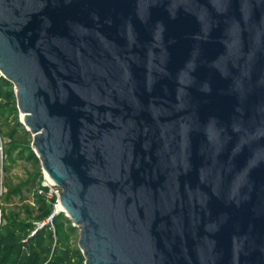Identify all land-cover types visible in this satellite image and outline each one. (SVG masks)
I'll return each instance as SVG.
<instances>
[{
	"label": "water",
	"instance_id": "1",
	"mask_svg": "<svg viewBox=\"0 0 264 264\" xmlns=\"http://www.w3.org/2000/svg\"><path fill=\"white\" fill-rule=\"evenodd\" d=\"M0 71L85 264H264V0H0Z\"/></svg>",
	"mask_w": 264,
	"mask_h": 264
},
{
	"label": "trees",
	"instance_id": "2",
	"mask_svg": "<svg viewBox=\"0 0 264 264\" xmlns=\"http://www.w3.org/2000/svg\"><path fill=\"white\" fill-rule=\"evenodd\" d=\"M19 116L14 86L0 76V136L5 139L10 135L9 142H5L6 151L20 148L21 155L26 154V158L39 168L38 177L22 185L21 199H33L40 210L34 217L39 224L11 220L0 227V264H84L75 260L82 257L78 242L72 240L78 228L64 212L55 213L58 197L50 186L42 183L44 175L32 147V133ZM15 192H9L7 201L14 202ZM51 216L52 223L48 221Z\"/></svg>",
	"mask_w": 264,
	"mask_h": 264
},
{
	"label": "rangeland",
	"instance_id": "3",
	"mask_svg": "<svg viewBox=\"0 0 264 264\" xmlns=\"http://www.w3.org/2000/svg\"><path fill=\"white\" fill-rule=\"evenodd\" d=\"M9 137L10 135L4 139L0 136V143L3 147L2 154L0 155V186L3 187V192L0 193V226H5L6 223L11 220L32 221L36 224H39L36 219H34L36 214L40 212L34 200L21 199V189L23 188L22 185L28 183L31 179L38 177L37 170L39 168H37V166L32 161L26 158V154L21 155L23 152L18 150L20 148L16 149L14 152H8L5 150V142H9ZM11 159L13 162H11ZM41 171L44 175L42 183L45 184L48 177L46 176L43 169ZM57 189L58 188H54V190ZM14 190H16L15 195H17L13 199L14 202L7 201L9 192ZM51 190L53 191V188H51ZM57 208L58 207L55 206V210ZM72 240L75 243L78 242L79 230L72 236ZM80 253H82V257H76L75 260L85 264V256L82 250Z\"/></svg>",
	"mask_w": 264,
	"mask_h": 264
},
{
	"label": "built area",
	"instance_id": "4",
	"mask_svg": "<svg viewBox=\"0 0 264 264\" xmlns=\"http://www.w3.org/2000/svg\"><path fill=\"white\" fill-rule=\"evenodd\" d=\"M0 76H3L2 75V73H1V71H0ZM2 151H3V147H2V145H1V143H0V155L2 154ZM47 180V182L44 184V185H47V186H50L51 188H53V191L55 192V193H57L56 195H57V197L59 198V189H57V190H54V188L55 187H53L52 186V184H51V182L49 181V179L47 178L46 179ZM3 192V187L2 186H0V193H2ZM56 207H59V202H58V199H57V204H56ZM58 209V208H57ZM56 209V210H57ZM48 221H50L51 223H52V216L48 219ZM1 227V226H0Z\"/></svg>",
	"mask_w": 264,
	"mask_h": 264
},
{
	"label": "bare ground",
	"instance_id": "5",
	"mask_svg": "<svg viewBox=\"0 0 264 264\" xmlns=\"http://www.w3.org/2000/svg\"><path fill=\"white\" fill-rule=\"evenodd\" d=\"M59 207H60V205H59Z\"/></svg>",
	"mask_w": 264,
	"mask_h": 264
}]
</instances>
